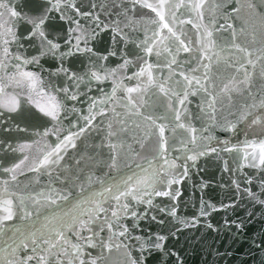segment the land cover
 <instances>
[{"label": "snow or ice", "instance_id": "1", "mask_svg": "<svg viewBox=\"0 0 264 264\" xmlns=\"http://www.w3.org/2000/svg\"><path fill=\"white\" fill-rule=\"evenodd\" d=\"M231 3L122 0L109 24L78 0H40L35 15L0 0V126L28 132L16 118L35 109L50 126L34 135L55 137L0 140V264H147L167 236L136 235L137 222L159 211L198 224L178 217L176 186L213 154H232L238 175L254 170L243 188L233 184L264 208V0ZM137 8L151 15L137 17ZM55 14L63 33H54ZM105 30L113 48L100 54L90 42ZM77 55L87 61L81 71L66 66ZM110 57L120 62L109 66ZM217 127L229 137L212 135ZM69 149L78 152L74 167ZM26 173L35 180L22 185ZM199 215H209L203 203ZM233 223L239 235L244 225ZM254 246L264 252V237Z\"/></svg>", "mask_w": 264, "mask_h": 264}, {"label": "water", "instance_id": "2", "mask_svg": "<svg viewBox=\"0 0 264 264\" xmlns=\"http://www.w3.org/2000/svg\"><path fill=\"white\" fill-rule=\"evenodd\" d=\"M15 2L17 10H22L28 15H35L40 11L38 7L40 0H15ZM113 2L121 3L122 0H78V5L81 6L82 10L99 14L102 21L111 24V21L116 18L114 15H109V12L112 11L111 4ZM92 3L97 4L98 7L92 9L90 7ZM99 5H105L107 11L99 8ZM223 6L225 9L230 10L232 7L231 0H223ZM55 15L57 19L50 22L54 25V33H63L66 31L67 25L58 19V14ZM135 15L141 17L151 15V13L146 9L137 8ZM226 19L227 17H225ZM225 20H221V23ZM112 37L113 32L111 30L98 32L96 39L90 42V46L97 53L106 54L113 48ZM117 40L118 43L115 47L119 48L121 44L119 38ZM119 62L118 58L110 57L106 63L109 66H115ZM42 63H44L45 68L49 69H54L56 66V62L51 60L42 61ZM82 63H87L86 58L83 55H77L76 57L67 58L66 66L73 71H81ZM96 87L97 85L94 83L89 95H98ZM99 87L108 88L110 82L99 85ZM77 107L86 110L87 104L85 102L81 106L77 103ZM192 107L194 108L195 105ZM16 122L20 123L21 127H27L28 132L12 131L5 133L2 130L3 126H0V140L16 143L23 140L41 139L34 135L35 132L43 131L44 127L50 126L44 123V120L39 117L35 109H33L32 118L28 120L16 118ZM5 126H7V122ZM67 126V122H65V127ZM197 126L199 127V125ZM212 135L224 140L230 134L222 132L217 127L213 130ZM54 141L55 137L50 136L41 139V145ZM96 142L99 143V141ZM213 146H215L214 141ZM78 149L82 152L79 142ZM15 158H19L18 154ZM76 158H78V152L69 149V156L66 157V160L73 167ZM225 161H227V168L232 171L225 170ZM11 162H13V157L12 154H9V159L4 161V165L8 166ZM235 168L236 164L233 162L232 154L229 153L201 157L196 162V166L189 169L188 176L176 186L181 193L175 201L178 205L177 215L188 221H192L193 217L199 219V223L194 227H186L177 218L159 211H150L147 218L137 222L136 235L159 234L167 236L164 249L154 251L147 264H261V261L264 260V252L257 249L254 242L259 243L260 239L264 237V208L253 205L233 184V181H240L241 188H243L245 186L243 183L244 173L252 175L254 170L245 169L244 173L238 175ZM255 174L259 175V172ZM26 177L20 178L22 185L27 183L28 180H35L34 175L31 173H26ZM47 179V177L42 176L41 182L45 183ZM171 203L170 201H164L160 206L163 207ZM202 203L209 213V215L203 217L199 215ZM208 205L216 208H219L220 205L234 206L213 211L212 208L207 207ZM249 212L254 213L251 219L248 217ZM153 215L156 216V220L151 219ZM160 221H163V223H160ZM234 221L244 225L243 231L239 235V230L236 224L233 223ZM209 224L212 225L211 228L208 226Z\"/></svg>", "mask_w": 264, "mask_h": 264}]
</instances>
